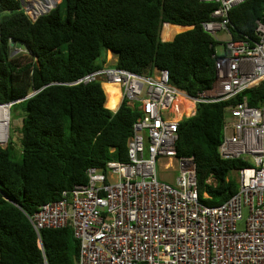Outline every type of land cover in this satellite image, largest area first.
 <instances>
[{"label": "trees", "instance_id": "obj_1", "mask_svg": "<svg viewBox=\"0 0 264 264\" xmlns=\"http://www.w3.org/2000/svg\"><path fill=\"white\" fill-rule=\"evenodd\" d=\"M217 6L201 0H62L33 21L20 0H0V104L13 102L11 109L25 112L22 160L12 158L10 142L0 143V264H76L80 245L72 228L38 233L28 214L85 184L89 167L129 160L138 105L124 100L114 111L106 106L101 81L73 82L103 67L112 50L117 67L149 76L168 69L173 86L199 96L217 81L218 42L202 25ZM263 10L264 0L235 5L231 36L255 40ZM166 24L187 29L167 40ZM18 43L25 49L18 52ZM262 96L258 86L228 100L199 102L195 114L180 121L178 155L195 157L205 204L220 205L237 192L229 173L247 165L219 151L229 106L244 97L258 105Z\"/></svg>", "mask_w": 264, "mask_h": 264}, {"label": "built area", "instance_id": "obj_2", "mask_svg": "<svg viewBox=\"0 0 264 264\" xmlns=\"http://www.w3.org/2000/svg\"><path fill=\"white\" fill-rule=\"evenodd\" d=\"M20 1L35 21L62 0ZM201 1L218 4L202 23L204 30L227 35L212 89L194 97L170 83L168 69L149 76L116 65L73 82L117 85L118 100L142 112L128 140V161L89 167L85 184L28 214L38 233L72 228L80 245L77 264H264V16L255 40L234 39L230 10L246 0ZM258 86L263 90L258 105L244 97L229 106L219 147L222 157L247 163L235 170L239 188L222 204L207 205L200 199L195 157L178 155L180 121L194 115L199 102L228 100ZM12 104H0L9 110L0 117L8 132ZM164 160L176 166L173 183L159 176Z\"/></svg>", "mask_w": 264, "mask_h": 264}, {"label": "rangeland", "instance_id": "obj_3", "mask_svg": "<svg viewBox=\"0 0 264 264\" xmlns=\"http://www.w3.org/2000/svg\"><path fill=\"white\" fill-rule=\"evenodd\" d=\"M185 29V27H184ZM163 32H165V28L163 30ZM227 35L224 32H220L218 33V35H214V38L216 39V41L218 42L217 46H216V52L218 54H221L224 52L225 50V45L223 42V40L225 39ZM19 48H18V52L22 51V49H25V45H23L22 43H18ZM105 60H106V54H105ZM113 61H111L112 63ZM112 86V84H110ZM107 89V94L108 92H112V87L110 88L109 85H105ZM115 86V85H113ZM116 87V86H115ZM114 90V89H113ZM111 100V99H110ZM110 100L107 101L106 106L110 107ZM114 108V107H112ZM24 110L20 107V106H15L11 109V125H10V129H9V138L8 141L2 143L3 145H7L10 142V148L13 151V155L12 158H14L15 160L21 161L22 160V155H21V125H22V119L24 117ZM158 172H159V176L161 179H164L168 182H174L175 181V175H177V169L176 166H173L171 164L168 165L167 160H164L162 162H159L158 164ZM229 177L233 178L235 180L238 179L239 174L235 171L232 170L229 173ZM247 210H245V219L247 217Z\"/></svg>", "mask_w": 264, "mask_h": 264}, {"label": "crops", "instance_id": "obj_4", "mask_svg": "<svg viewBox=\"0 0 264 264\" xmlns=\"http://www.w3.org/2000/svg\"><path fill=\"white\" fill-rule=\"evenodd\" d=\"M187 29V27L184 26H179V25H173V24H166L165 25V32L163 34L164 38L167 40H171L174 38V36L177 33L183 32ZM111 61H113L111 63ZM117 63V54L115 52H113L112 50H108L106 52V61L104 63V65H108V66H114ZM104 89H106V87L103 85ZM118 88V87H116ZM109 100V96L107 95V101ZM121 101L118 100L117 104L115 105L114 108L109 107L111 109H113L114 111H116L118 109V107L120 106Z\"/></svg>", "mask_w": 264, "mask_h": 264}, {"label": "bare ground", "instance_id": "obj_5", "mask_svg": "<svg viewBox=\"0 0 264 264\" xmlns=\"http://www.w3.org/2000/svg\"><path fill=\"white\" fill-rule=\"evenodd\" d=\"M117 86V85H115ZM115 86H111L109 85V87L111 88L112 87V92H108V96H109V102H110V107H115V105L117 104L118 102V93H119V90L118 88H116ZM114 89V90H113ZM192 111V110H190ZM9 113V110L8 108H4V107H1L0 106V117H2L3 115H7ZM8 138H9V132L8 130L6 129V127L3 126V124L0 122V141L1 142H6L8 141Z\"/></svg>", "mask_w": 264, "mask_h": 264}, {"label": "water", "instance_id": "obj_6", "mask_svg": "<svg viewBox=\"0 0 264 264\" xmlns=\"http://www.w3.org/2000/svg\"><path fill=\"white\" fill-rule=\"evenodd\" d=\"M36 92H37V91H34V92H32L31 94H29L28 96H26V97H24V98H22V99L17 100L16 102H19V101L24 100V99H26V98H28V97H31V96L34 95ZM0 143H1V141H0ZM1 144H2V143H1Z\"/></svg>", "mask_w": 264, "mask_h": 264}, {"label": "clouds", "instance_id": "obj_7", "mask_svg": "<svg viewBox=\"0 0 264 264\" xmlns=\"http://www.w3.org/2000/svg\"><path fill=\"white\" fill-rule=\"evenodd\" d=\"M107 95V94H106ZM107 103V102H106ZM77 264V263H76Z\"/></svg>", "mask_w": 264, "mask_h": 264}]
</instances>
